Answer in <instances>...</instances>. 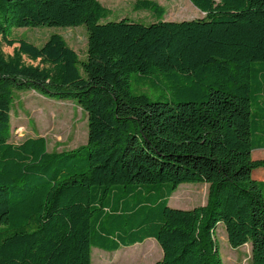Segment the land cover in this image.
<instances>
[{"label":"trees","instance_id":"16d2710c","mask_svg":"<svg viewBox=\"0 0 264 264\" xmlns=\"http://www.w3.org/2000/svg\"><path fill=\"white\" fill-rule=\"evenodd\" d=\"M190 1L204 18L167 21L140 0L156 18L143 24L109 21L98 0H0V264H92L93 248L148 239L163 251L156 264H223L219 224L264 264V160L252 159L264 149V0ZM79 26L85 60L59 34L42 47L12 38ZM132 73L160 76L171 100L134 94ZM26 90L75 100L87 143L56 153L44 137L9 142L15 92ZM190 183L209 185L207 203L171 208Z\"/></svg>","mask_w":264,"mask_h":264},{"label":"rangeland","instance_id":"374dc122","mask_svg":"<svg viewBox=\"0 0 264 264\" xmlns=\"http://www.w3.org/2000/svg\"><path fill=\"white\" fill-rule=\"evenodd\" d=\"M111 10L109 21L128 19L150 24L156 21L148 11L136 10L140 0H98ZM166 10L167 21L194 20L205 17L190 0H153ZM59 34L73 48L81 60H85L88 48V31L85 26L71 28H19L12 33V38L19 42L25 40L42 47L49 38ZM19 44L13 47L3 45L6 57L18 52ZM28 65H39L28 57H23ZM130 88L134 94H144L151 101L171 100V91L160 76L142 77L136 73L129 76ZM256 111V109L254 108ZM12 132L9 142L22 143L28 138L44 137L48 151L62 153L83 146L88 141V117L75 100H53L34 90L16 91L11 110ZM253 160H264V149H255ZM263 170V169H261ZM264 178V176H261ZM209 185L190 183L182 184L169 199V206L176 209H193L205 205L208 200ZM163 196L158 192L150 201L157 203ZM216 239L220 247L223 264H253L252 243L234 249L231 247L226 228L219 224ZM154 244V247L152 245ZM156 247L160 250H156ZM162 249L152 239L130 247H122L115 252L99 248L92 249V264H156L162 259Z\"/></svg>","mask_w":264,"mask_h":264},{"label":"crops","instance_id":"0c3cea01","mask_svg":"<svg viewBox=\"0 0 264 264\" xmlns=\"http://www.w3.org/2000/svg\"><path fill=\"white\" fill-rule=\"evenodd\" d=\"M149 240V239H148ZM152 240H154V239H152ZM147 241V240H146ZM155 242H157L156 240H154ZM154 244L155 243H153V245H152V247H154ZM159 245V244H158ZM157 245H155V249L158 251V250H160V249H158V247H156ZM160 246V245H159ZM162 253V258H163V251L161 252Z\"/></svg>","mask_w":264,"mask_h":264}]
</instances>
